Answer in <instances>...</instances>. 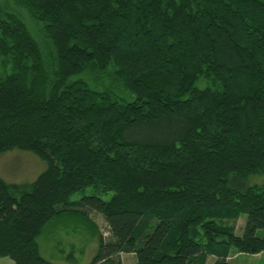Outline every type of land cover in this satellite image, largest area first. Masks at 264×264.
Here are the masks:
<instances>
[{"label": "trees", "instance_id": "obj_1", "mask_svg": "<svg viewBox=\"0 0 264 264\" xmlns=\"http://www.w3.org/2000/svg\"><path fill=\"white\" fill-rule=\"evenodd\" d=\"M13 150L46 166L0 178L14 264H52L44 226L89 212L109 232L88 221L90 264L261 254L264 185L244 183L264 175V0H0V155Z\"/></svg>", "mask_w": 264, "mask_h": 264}, {"label": "rangeland", "instance_id": "obj_2", "mask_svg": "<svg viewBox=\"0 0 264 264\" xmlns=\"http://www.w3.org/2000/svg\"><path fill=\"white\" fill-rule=\"evenodd\" d=\"M22 16L23 13H20ZM25 22L34 31L39 28L34 26L26 15ZM45 164L34 154L19 150H13L0 155V178L9 184H26L33 182L36 177L45 170ZM246 186L264 185V175L250 177L244 183ZM91 189L77 192L71 197V201H78L83 196H92ZM113 192L98 195L103 201H108ZM87 219L96 227L98 233L104 239L109 238V232L105 221L100 214L89 212ZM245 215H241L232 223L235 234L241 236L245 224ZM86 217L80 213H65L48 222L42 229L36 242L40 256L52 264H90L98 252L99 243L97 234L90 228ZM230 264H264V252L258 255H236L232 253ZM122 264H131L136 261L133 255H120ZM214 258L208 257L207 264H213ZM0 264H14L8 258H0Z\"/></svg>", "mask_w": 264, "mask_h": 264}]
</instances>
